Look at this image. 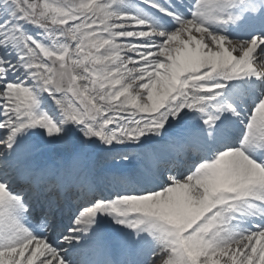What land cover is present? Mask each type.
<instances>
[{
    "label": "snow or ice",
    "instance_id": "obj_1",
    "mask_svg": "<svg viewBox=\"0 0 264 264\" xmlns=\"http://www.w3.org/2000/svg\"><path fill=\"white\" fill-rule=\"evenodd\" d=\"M0 264H264V0H0Z\"/></svg>",
    "mask_w": 264,
    "mask_h": 264
},
{
    "label": "bare ground",
    "instance_id": "obj_2",
    "mask_svg": "<svg viewBox=\"0 0 264 264\" xmlns=\"http://www.w3.org/2000/svg\"><path fill=\"white\" fill-rule=\"evenodd\" d=\"M234 54H236V55H237V54H239V53H234Z\"/></svg>",
    "mask_w": 264,
    "mask_h": 264
},
{
    "label": "rangeland",
    "instance_id": "obj_3",
    "mask_svg": "<svg viewBox=\"0 0 264 264\" xmlns=\"http://www.w3.org/2000/svg\"><path fill=\"white\" fill-rule=\"evenodd\" d=\"M50 2H51V0H50Z\"/></svg>",
    "mask_w": 264,
    "mask_h": 264
}]
</instances>
